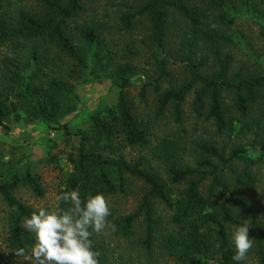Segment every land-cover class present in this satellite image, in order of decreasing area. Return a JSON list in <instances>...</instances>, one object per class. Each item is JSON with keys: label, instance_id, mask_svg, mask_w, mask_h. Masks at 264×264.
<instances>
[{"label": "trees", "instance_id": "trees-1", "mask_svg": "<svg viewBox=\"0 0 264 264\" xmlns=\"http://www.w3.org/2000/svg\"><path fill=\"white\" fill-rule=\"evenodd\" d=\"M21 1L32 5L10 11L6 0H0V46L33 44L24 65L16 59L5 60L11 83L2 92L4 96L0 94V127L11 116H24L30 121L57 124L68 132L59 120L65 100L72 96V86L55 75V70L54 75H47L42 68L51 63L58 68L61 63L56 61L63 58L71 61L75 72L87 69L89 58L105 68L108 63L103 62L101 34L90 25L73 26L84 11L82 0ZM252 1L143 0L133 12L120 16L124 30L131 29L138 18L147 20L155 77L141 85L138 96L146 104L151 91L155 118H166L170 113L177 132L150 134L125 94L133 66L130 62L116 66V103L104 115H93L88 130L74 133L77 143L70 155L72 172L58 190V194L76 190L83 201L98 192L106 198L125 194L132 180L143 183L133 210L111 220L115 230L109 227V239L100 233L91 236L99 264H124L122 257L113 260L114 251L108 247L116 238L138 247L148 260L157 251L175 264H234L230 225L238 222L239 215L248 226L255 264H264L263 216L244 190L256 183L253 171L264 169V64L255 73L239 70L232 74L231 56L221 52L238 38L227 33L236 21L237 4L251 12L255 8ZM173 16L183 24L178 50L187 72V79L177 84L168 79L169 65L177 61L170 53L171 35L175 34L170 25ZM210 16L215 23H210ZM201 46L213 52L216 67L211 74L203 71L208 59L196 58ZM226 92L230 94L229 105L223 96ZM190 94V110L196 121L212 124L219 136L233 129L240 135L255 132L250 144L220 145L213 139L185 142L179 132H187L184 104ZM258 105L259 114L253 117ZM126 148L137 149L138 156L127 160ZM20 186L37 197L44 195L39 176L29 167L18 164L0 171V196L9 209L7 244L12 251L27 248L33 239L24 229V220L36 210L16 198L14 190ZM162 209H166L165 216Z\"/></svg>", "mask_w": 264, "mask_h": 264}, {"label": "rangeland", "instance_id": "rangeland-1", "mask_svg": "<svg viewBox=\"0 0 264 264\" xmlns=\"http://www.w3.org/2000/svg\"><path fill=\"white\" fill-rule=\"evenodd\" d=\"M142 2L143 0H97L95 2L82 0L84 11L72 24L73 26H93L101 34L104 46L103 62L108 63L105 68H99L92 58L88 59V68L80 72L73 71L71 61L65 58L62 59V62L56 61V63H61L58 68H54L51 62V64L43 66L44 74L54 75L55 70V75L65 79L72 86V96L65 100L62 109L63 115L59 120V125H67L68 132L58 128L57 124L30 121L24 116L19 119L11 116L0 127V171H7L12 166L21 164L29 167L40 178L44 189L43 197L35 196L24 186L14 190L16 198L33 209L55 205L58 190L62 188L72 172L70 155L74 153L73 148L77 143L74 133L79 129L88 130L93 115H104L107 109L115 105L118 87L114 84L113 71L116 66L125 62L132 64L133 77L131 84L125 89V94L135 115L148 128L150 134L162 135L177 132L170 113H167L166 118H155L152 107L154 94L151 91L148 93L146 104L141 102L138 96L141 85L155 77L151 32L145 18H138L131 29L124 30L120 16L127 12H133ZM6 5L10 11H15L19 8H27L32 4L21 0H6ZM252 5H255L253 11L247 12L237 4L236 21L227 33L234 37L238 35V38L235 39L233 45L221 48L223 54L228 53L231 56L232 74L239 70L244 74L255 73L260 70L261 64H264V0H253ZM180 20L179 17L173 16L170 24L171 31L175 33L171 35L173 42V49H170V53L173 55L171 59H177L168 68L170 72L168 79L172 84L187 79L186 69L180 62L182 53L178 50L180 47L179 38L181 39L183 30ZM209 21L215 23L214 17L210 16ZM32 45V43L25 42L23 46L15 43L0 46L1 95H3L2 92H6L5 88L8 87V83H11V72L6 68L5 60L16 59L20 65H24L29 59ZM199 48L196 58L206 57L208 59L203 71L207 74L213 73L216 66L212 50L206 46ZM54 56H51L52 60H54ZM109 64H111L110 67ZM223 96L225 104H231L230 94L226 92ZM191 98L192 94L188 96L184 104L187 132H179L185 142L193 139H213L220 145L233 146L237 142L249 145L252 138L255 137V132L240 135L236 129L219 136L212 124L202 120L196 121L193 118L190 110ZM260 106L256 107L253 117L259 114ZM195 125H198L197 130L192 133ZM124 153L127 160L130 161L138 156L139 151L126 148ZM253 173L256 183L244 188L245 195L263 216L264 221V169L258 167ZM143 190L144 186L141 181L132 180L125 194L107 198L111 210V216L108 217L110 224L113 217L127 214L133 210ZM162 210L163 216H165L166 209ZM8 211L9 209L0 196V264H28L24 257L17 256L7 244ZM239 224L246 225L245 218L241 215L238 216V222L230 225L231 237ZM108 229L109 227H106L100 232L101 235L107 237V240L110 236ZM248 236L250 238L249 231ZM135 241L137 243L136 238ZM108 247L114 251L113 260L117 261L119 257H122L124 264H175L171 258L157 251L148 260L138 252V247H132L128 241L121 238L112 240ZM255 263L251 248L244 264Z\"/></svg>", "mask_w": 264, "mask_h": 264}, {"label": "clouds", "instance_id": "clouds-1", "mask_svg": "<svg viewBox=\"0 0 264 264\" xmlns=\"http://www.w3.org/2000/svg\"><path fill=\"white\" fill-rule=\"evenodd\" d=\"M109 216L111 210L103 193L82 201L78 191H63L56 196L54 206L39 207L25 218L24 229L33 239L27 248L20 247L14 252L28 264H99V253L94 250L91 236L106 227L115 230ZM231 240L232 261L242 264L252 248L248 226L237 225Z\"/></svg>", "mask_w": 264, "mask_h": 264}]
</instances>
